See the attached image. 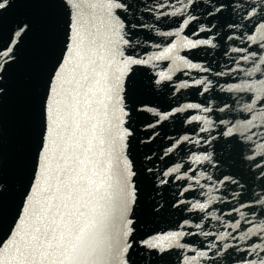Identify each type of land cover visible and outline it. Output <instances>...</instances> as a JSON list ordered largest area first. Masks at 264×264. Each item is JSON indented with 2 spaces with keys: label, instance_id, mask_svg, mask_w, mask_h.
Returning a JSON list of instances; mask_svg holds the SVG:
<instances>
[{
  "label": "snow or ice",
  "instance_id": "obj_1",
  "mask_svg": "<svg viewBox=\"0 0 264 264\" xmlns=\"http://www.w3.org/2000/svg\"><path fill=\"white\" fill-rule=\"evenodd\" d=\"M11 6L12 0H0V14ZM29 7L35 14L15 21L0 42V264H211L213 258L217 264H264V151L247 152L251 180L225 174L227 170L219 178L203 170L192 177H207L214 183L206 187L222 189L211 197L234 205L224 211L236 218L221 219L242 228L234 236L222 230L215 239L204 240L206 246H199L184 239L190 235L188 226L199 231L193 219L161 230L142 227L145 187L152 189L149 209L161 210L164 201L155 186L168 183L180 164L157 176L158 168H138L129 150L136 116L144 112L160 117L182 113L184 123L202 121V128L180 136L170 150L191 138L208 147L188 159L218 170L221 161L212 150L218 138L251 142L257 127L264 137V0H201L199 7L196 0H157L150 8L141 0H30ZM144 11L156 18H176L172 27L167 23L160 27L157 20L152 30L158 35L171 37L182 30L187 34L160 45L158 54L142 52L139 45L152 46V41H137L133 31L143 25L130 23L129 18ZM30 33L35 35L34 45L22 59L20 44ZM220 41L228 53H245L227 58L230 66L222 71L178 52L197 45L216 48ZM146 55H170L179 63L166 69L153 65L156 75H145L142 66L151 63ZM181 64L219 79L190 73L194 78L176 80L172 68ZM16 73L30 101L33 123L15 162H10L2 113ZM227 73L245 78L225 82ZM165 77L174 85L169 93L199 86L196 91L204 102L177 101L166 111L145 102L144 90ZM215 90L243 94L232 112L234 121L225 111L230 104L216 99ZM193 108L198 111H186ZM151 120L140 126L150 129L159 123L155 116ZM188 175L179 172L181 178ZM187 187L177 189L179 198L169 202L173 207L186 203ZM209 202L191 203L204 209ZM246 217L255 223L245 227Z\"/></svg>",
  "mask_w": 264,
  "mask_h": 264
}]
</instances>
